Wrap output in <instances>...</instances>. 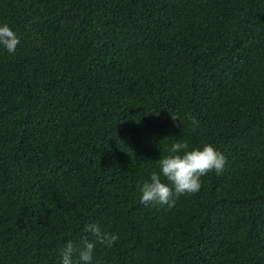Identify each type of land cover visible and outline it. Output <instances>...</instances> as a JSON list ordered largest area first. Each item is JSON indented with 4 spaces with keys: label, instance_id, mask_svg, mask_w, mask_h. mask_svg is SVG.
I'll return each instance as SVG.
<instances>
[{
    "label": "trees",
    "instance_id": "1",
    "mask_svg": "<svg viewBox=\"0 0 264 264\" xmlns=\"http://www.w3.org/2000/svg\"><path fill=\"white\" fill-rule=\"evenodd\" d=\"M0 23V264H59L92 222L119 235L101 264H264V0H0ZM181 139L223 170L141 202Z\"/></svg>",
    "mask_w": 264,
    "mask_h": 264
},
{
    "label": "clouds",
    "instance_id": "2",
    "mask_svg": "<svg viewBox=\"0 0 264 264\" xmlns=\"http://www.w3.org/2000/svg\"><path fill=\"white\" fill-rule=\"evenodd\" d=\"M18 44L16 32L7 23H0V49L14 53ZM188 119L195 130L199 121L194 116ZM156 164L159 171L153 170L150 179L139 185V198L144 203L155 201L171 208L179 196L197 192L201 177L206 173L215 170L219 174L223 170L225 157L212 144L204 143L189 149L187 141L181 139L172 142ZM82 231L92 238L82 236L79 242L66 240L58 249L59 264H101L94 256L96 246L99 244L110 248L119 239L118 233L103 230L95 222L84 224Z\"/></svg>",
    "mask_w": 264,
    "mask_h": 264
}]
</instances>
